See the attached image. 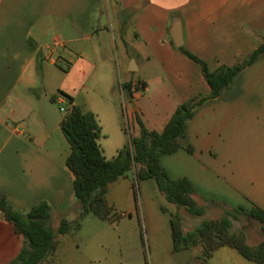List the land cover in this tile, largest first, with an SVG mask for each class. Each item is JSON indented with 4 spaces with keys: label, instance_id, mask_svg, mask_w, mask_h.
Instances as JSON below:
<instances>
[{
    "label": "crops",
    "instance_id": "crops-1",
    "mask_svg": "<svg viewBox=\"0 0 264 264\" xmlns=\"http://www.w3.org/2000/svg\"><path fill=\"white\" fill-rule=\"evenodd\" d=\"M263 43L264 0H0V193L21 211L47 201L54 228L63 217L73 221L79 215L74 175L66 166L69 150L59 154L60 148L49 143L39 115L40 97L47 92L37 78L59 77L56 91L48 96L62 90L96 115L92 105L96 97L109 109L129 105L130 138L139 129L123 83L138 79L146 83L144 93H133L136 110L148 128L162 130L180 103L211 93L200 64L182 47L215 70L237 64ZM69 76L72 82L66 81ZM57 102L61 106L65 97ZM100 125L107 137L109 131ZM111 127L123 144L118 153L125 145L120 139L123 126ZM181 143V149L161 158L172 178L188 177L195 194L203 201H217L225 211L264 209V53L221 96L197 109ZM189 144L193 153L186 150ZM143 183L146 194L156 191L154 179ZM130 186L134 183L128 174L109 185L108 199L115 208L130 194ZM242 216L253 219L239 214L232 227ZM90 221L97 220L88 214L80 229ZM146 221L151 263L180 264L172 257L171 215L157 218L148 208ZM71 236L58 234L54 258L43 264H57ZM108 237L105 228L93 233L91 253L98 254ZM25 244L0 210V264H10ZM194 247L188 264H264L230 246L204 260ZM99 261L129 264L123 258L112 263L106 255Z\"/></svg>",
    "mask_w": 264,
    "mask_h": 264
},
{
    "label": "trees",
    "instance_id": "trees-1",
    "mask_svg": "<svg viewBox=\"0 0 264 264\" xmlns=\"http://www.w3.org/2000/svg\"><path fill=\"white\" fill-rule=\"evenodd\" d=\"M191 59L201 66L203 75L211 87L209 95L197 94L189 100L180 103L162 130L150 129L146 126L137 110L134 120L139 133L130 135L129 142L119 149L113 158H107L99 142L101 125L97 115L84 110L72 95L58 90L51 96L56 103L59 95L65 97L61 105L63 118L60 127L69 143V153L66 166L74 175L73 185L75 197L80 205L78 217L71 221L63 217L58 228L50 224L51 205L41 201L27 211L15 209L0 193V210L14 225L15 231L22 234L26 244L10 264H43L54 258L58 248V234H67L81 227L82 220L93 214L103 220L118 218L115 206L108 199L109 185L129 171L135 173L137 181L154 179L159 190L166 199L179 209L184 208L195 216L205 213V205L194 197L195 186L188 177L172 178L161 162L163 155L171 154L182 148L181 140L186 137L188 125L197 109L204 103L221 96L223 90L229 88L235 77L246 67L253 64L264 53V43L248 56L233 66L221 65L212 70L204 59L191 51L181 48ZM123 87L133 92L132 82L123 83ZM60 106V107H61ZM189 153L194 152L192 145L186 146ZM209 204L217 201L204 199ZM219 218L203 219L196 228L185 231L179 212L171 215L174 249L192 248L201 245L200 257L207 259L212 253L222 247L236 248L247 259L264 262V209L253 206L247 210L229 209ZM242 214L257 220L261 224L262 240L257 244L247 241L243 230L233 231L232 219Z\"/></svg>",
    "mask_w": 264,
    "mask_h": 264
},
{
    "label": "rangeland",
    "instance_id": "rangeland-1",
    "mask_svg": "<svg viewBox=\"0 0 264 264\" xmlns=\"http://www.w3.org/2000/svg\"><path fill=\"white\" fill-rule=\"evenodd\" d=\"M60 74L62 75V73ZM119 77H121L122 81L123 75L121 76V72ZM57 79H59V77L50 74L41 81L37 78L38 83L40 85L42 84L44 91L49 94L56 91L59 83ZM66 81L72 82L71 77H67ZM33 98L35 97L33 96L32 99ZM55 104L60 108L58 102ZM92 105L95 107L94 109L98 111L99 123L104 124L106 131H109L107 137L103 133L101 134L99 142L104 149L105 156L107 158H113L117 155L118 147L123 144H119V141L120 143L122 142L114 134L111 124H122L123 135H121L120 139H123L126 144L129 138L128 124H131L128 114L129 105L127 104L128 106L125 107V104H123V106L119 104L118 110L109 109L98 97L93 100ZM47 136L49 137L50 144H54L60 148L59 154L65 153V149L69 150V143L60 127H56L52 132H47ZM128 175L134 183V186H130V194L124 196L122 202L117 203L116 211L119 217L114 221H110L103 220L91 214V216H95L97 221H90L83 229L79 228L71 231L72 236L69 239L70 241L61 253V257L57 264H88L90 261H92V264H99L100 258L104 259L105 255L109 256L112 263L119 258H123L124 260H128L129 264H143L145 261L148 264H152L150 261L149 227L146 221L148 208L154 212L157 218H161L163 214L170 216L172 213L177 212L179 208L176 205H170V202L159 190L158 186L156 191L153 192L150 189L148 194H146V191L142 190L144 180L137 181L136 178L133 177L132 171H129ZM156 192L158 193L155 194ZM194 197L200 204L205 205V213L201 216H194L182 208L179 213L182 217L184 230L194 228L195 225L199 224L203 219L219 218L224 215L225 210L221 206L204 202L200 194H195ZM55 220L56 218L54 217L53 221L55 222ZM103 228L106 229V233L109 236L108 241L104 246L97 249L98 254H95L93 251L91 253V235L95 232H102ZM232 229H243L246 237L252 239V241L250 240V244L259 240L261 241L263 237L258 221L247 217L242 216L239 221L235 222ZM97 243L99 244V242ZM194 249H197L200 253L202 252L201 245L195 246ZM102 254H104V256L99 257Z\"/></svg>",
    "mask_w": 264,
    "mask_h": 264
},
{
    "label": "water",
    "instance_id": "water-1",
    "mask_svg": "<svg viewBox=\"0 0 264 264\" xmlns=\"http://www.w3.org/2000/svg\"><path fill=\"white\" fill-rule=\"evenodd\" d=\"M175 43L180 45L181 43L176 38ZM125 97L132 104L133 109H137L135 104V96L132 91L126 89ZM39 115L43 120L45 129L47 132H52L60 123L63 118V113L58 109L56 104L51 100L47 93H43L39 100ZM172 257L174 260L178 261L180 264H188L191 260V248H182L174 250L172 252Z\"/></svg>",
    "mask_w": 264,
    "mask_h": 264
},
{
    "label": "built area",
    "instance_id": "built-area-1",
    "mask_svg": "<svg viewBox=\"0 0 264 264\" xmlns=\"http://www.w3.org/2000/svg\"><path fill=\"white\" fill-rule=\"evenodd\" d=\"M147 88V85L145 82L141 81V80H135L132 83V89H133V93L135 92H140V93H144L145 90ZM59 97H63L62 95H60ZM62 113L64 108L61 106L60 108H58Z\"/></svg>",
    "mask_w": 264,
    "mask_h": 264
}]
</instances>
